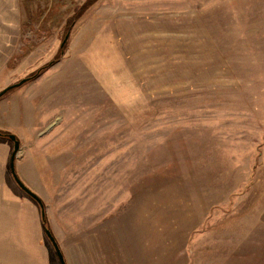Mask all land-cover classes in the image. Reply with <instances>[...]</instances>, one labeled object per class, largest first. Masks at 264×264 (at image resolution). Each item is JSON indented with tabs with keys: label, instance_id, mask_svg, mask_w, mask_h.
Here are the masks:
<instances>
[{
	"label": "rangeland",
	"instance_id": "374dc122",
	"mask_svg": "<svg viewBox=\"0 0 264 264\" xmlns=\"http://www.w3.org/2000/svg\"><path fill=\"white\" fill-rule=\"evenodd\" d=\"M25 1L0 90L60 58L0 98V130L67 264H264V0H97L63 52L85 0ZM117 12L134 61L95 73L80 53ZM13 148L0 135L7 264H61Z\"/></svg>",
	"mask_w": 264,
	"mask_h": 264
},
{
	"label": "crops",
	"instance_id": "0c3cea01",
	"mask_svg": "<svg viewBox=\"0 0 264 264\" xmlns=\"http://www.w3.org/2000/svg\"><path fill=\"white\" fill-rule=\"evenodd\" d=\"M27 4L28 2L25 0H0V74L11 66V63L18 55L17 53L21 51ZM110 16L112 18L109 21L112 24L111 32L105 34L97 33L99 37L96 35L94 36L95 38L91 35L90 40L94 39L91 44L89 43L90 51H84V53L81 51L80 53L86 60L87 67L96 71L95 73H98L97 68L99 66H96L98 62L102 65L100 67L106 66L101 71L103 74V72H124L126 65L134 61L132 60L134 56L131 52L136 50L137 20L120 15L119 12L115 16L112 14ZM84 21L86 27L91 26V21L88 19ZM85 50L87 49L85 48ZM84 60L83 62L85 63ZM95 76L103 83V76L99 77L100 75L97 74ZM6 205V197L0 192V264L8 263L6 257L7 247L4 246V233L7 227Z\"/></svg>",
	"mask_w": 264,
	"mask_h": 264
},
{
	"label": "water",
	"instance_id": "95a60500",
	"mask_svg": "<svg viewBox=\"0 0 264 264\" xmlns=\"http://www.w3.org/2000/svg\"><path fill=\"white\" fill-rule=\"evenodd\" d=\"M69 32L66 34L65 38L63 39L62 43H61V47H63V45L65 44V42L67 41L68 37H69ZM27 78H23L20 81L13 83V84H9L6 87H4L3 89L0 90V98L9 90L19 87L22 84H24L26 82ZM6 137H8L13 143H14V148L11 154V158H10V169H11V173L13 178L15 179V181L17 182V184L20 186V188H22L29 196H31L40 206L41 208V216H42V223L45 224L47 222V218H46V211H45V205L42 201V199L40 198V196L35 193L33 190H31L18 176L17 172H16V166H15V159H16V154L20 149V141L17 138V136L14 133H8L6 135ZM45 233L47 235V237L49 238V240L51 241V243L53 244L56 253L58 255L59 261L61 264H67L65 256L55 238V236L53 235L52 231L47 228L44 227Z\"/></svg>",
	"mask_w": 264,
	"mask_h": 264
},
{
	"label": "trees",
	"instance_id": "16d2710c",
	"mask_svg": "<svg viewBox=\"0 0 264 264\" xmlns=\"http://www.w3.org/2000/svg\"><path fill=\"white\" fill-rule=\"evenodd\" d=\"M97 0H85L76 10V12L73 14L72 18L69 20L68 22V29H67V32L66 34L69 32L70 33V29L73 27L74 23L80 18V16L89 9V7L91 5H93ZM65 34V36H66ZM64 36V37H65ZM69 37H70V34H69ZM69 37L67 39V41L65 42V44L63 45V47H61V51L63 52L65 49H66V45L68 43V40H69ZM64 39V38H63ZM60 58L59 57H56L55 59H52L50 61H48L47 63H45L44 65H42L41 67H39V69H37L36 71H34L33 73H31L30 75L26 76L27 80L25 83L35 79L37 76H39L42 72H44L45 70H47L50 66H52L56 60H58ZM14 89V88H13ZM11 89V90H13ZM10 91V90H9ZM7 91V92H9ZM7 92L5 94H7ZM4 94V95H5ZM8 133H6L5 131L3 130H0V135H4L6 136ZM43 227H47L49 228V225L48 223L46 222L45 224H43Z\"/></svg>",
	"mask_w": 264,
	"mask_h": 264
},
{
	"label": "built area",
	"instance_id": "2783aa9c",
	"mask_svg": "<svg viewBox=\"0 0 264 264\" xmlns=\"http://www.w3.org/2000/svg\"><path fill=\"white\" fill-rule=\"evenodd\" d=\"M39 1H43V0H39Z\"/></svg>",
	"mask_w": 264,
	"mask_h": 264
}]
</instances>
